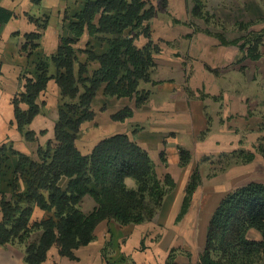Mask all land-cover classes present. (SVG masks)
Listing matches in <instances>:
<instances>
[{
	"label": "rangeland",
	"instance_id": "374dc122",
	"mask_svg": "<svg viewBox=\"0 0 264 264\" xmlns=\"http://www.w3.org/2000/svg\"><path fill=\"white\" fill-rule=\"evenodd\" d=\"M203 2L208 12L207 21L192 15V0H169L166 8L158 9L151 20L154 41L162 47L156 55L157 67L152 71L157 83L142 81L139 86L141 90L150 91L149 98L136 107L135 98H108L100 91L93 102L96 116L82 125L77 139L83 153H89L104 137L120 132L128 133L146 148L157 176L163 179L169 173L175 182L159 215L142 224L119 226L120 236L108 230L110 220H106L96 230L95 240L77 250L78 260L62 257L57 247H53L41 264H106L101 254L102 247L109 243L112 247L115 243L120 244L121 249H133L139 263L143 264H167L169 257L173 264H199L209 219L222 198L250 181L264 183V156L258 150L264 147V44L262 57L255 61L244 58L238 45L229 42L234 39L244 42L249 37V30L245 29L248 23L251 30L264 29V0ZM62 3V6L73 4V0ZM49 19L48 13L40 17L37 30L42 37L32 42L39 47L33 50L31 57L21 48L27 40L22 35L15 61H8L13 69L10 72L7 69L5 74V82L13 85V90L4 94L0 91V147L12 145L34 160H38V147L54 138V125L66 99L58 91L56 80L51 79L38 99L43 113L31 125L37 133L35 141H27L19 132L13 99L23 90L21 77L35 76L37 63L56 51V47L46 43ZM218 35L229 43H223ZM14 36L18 46L20 32ZM89 41L86 34L76 44L77 49H82L78 52L82 61H88L86 49L98 53L104 49L102 43ZM89 63L93 71L97 63ZM51 72L55 73L52 67ZM3 74L0 66V80ZM126 105L134 109V115L125 121L113 120L111 114ZM181 147L191 152L187 165L180 163ZM236 150L252 152L255 158L250 162L241 161V156L234 154ZM161 151L165 152V160L161 159ZM3 159V189L8 198H12L14 190L19 195L26 190L25 178L29 175L17 174L15 178L17 156L11 150ZM197 167L201 184L184 218L178 222L176 217L183 205L187 183ZM126 184L129 188L137 187L133 178H127ZM95 206L96 202L89 195L80 203L85 212ZM47 215L37 208L33 221ZM41 233L35 230L25 242L16 240L0 246V264H26L25 247L38 241ZM250 237L260 238L261 235L252 230ZM111 246L106 250L108 256L113 255ZM121 254L118 264H138L132 255Z\"/></svg>",
	"mask_w": 264,
	"mask_h": 264
},
{
	"label": "trees",
	"instance_id": "16d2710c",
	"mask_svg": "<svg viewBox=\"0 0 264 264\" xmlns=\"http://www.w3.org/2000/svg\"><path fill=\"white\" fill-rule=\"evenodd\" d=\"M32 1L36 5L42 3ZM154 1L155 4L149 0H80V10L64 9L65 32L59 35L56 51L37 63L35 76L21 77L23 90L14 97L13 109L17 128L27 141L36 140L37 133L31 124L42 111L38 99L51 79L56 80L66 99L54 125V138L38 147V160L12 145L0 147V246L16 240L25 242L33 231H42L38 241L25 247L26 264L45 262L53 247H57L62 257L78 260L77 250L95 240L96 228L102 221L115 220L121 225L152 221L162 210L167 194L175 188L171 174L159 178L149 151L128 133L104 137L89 153H83L77 145L82 125L96 116L93 102L100 91L108 98H135L136 107L149 98L150 91L139 86L142 81L157 83L152 71L157 67L156 55L162 51L161 45L154 41L151 20L158 9L169 4V0ZM192 1V15L207 21L203 0ZM14 16L13 11L0 6V24ZM27 16L40 26V18ZM250 26L251 23L245 25L249 37L244 42L240 43V39L229 42L238 45L244 58L256 61L263 55L264 29L251 30ZM86 34L90 41L102 43L104 49L101 53L86 49L88 61H82L78 54L82 49H77L76 44ZM218 36L223 43H229L222 35ZM24 37L27 40L21 48L31 57L39 47L32 42L41 38L42 33L26 32ZM90 61L97 63L93 71ZM133 115L134 109L126 105L111 114V118L125 121ZM8 150L17 156L15 178L17 174L29 175L25 178L26 190L20 195L14 190L12 198L3 189V157ZM258 150L264 156V147ZM234 154L244 162L255 158L254 153L242 150ZM164 155L161 151L162 160ZM190 160V150L181 147L180 163L187 165ZM127 178H133L137 187L129 188ZM201 179L197 167L187 183L176 221L187 213ZM87 195L96 202L90 212L80 208ZM37 208L48 215L33 221ZM252 230L261 237H250ZM109 246L110 243L104 245L102 256L108 264H114L107 258ZM167 264H173L171 257ZM199 264H264L263 182L243 184L218 203L206 228Z\"/></svg>",
	"mask_w": 264,
	"mask_h": 264
},
{
	"label": "crops",
	"instance_id": "0c3cea01",
	"mask_svg": "<svg viewBox=\"0 0 264 264\" xmlns=\"http://www.w3.org/2000/svg\"><path fill=\"white\" fill-rule=\"evenodd\" d=\"M65 1L67 0H42V3L40 5H36L33 3L32 0H0V6L9 9L16 14V16H14L8 22H4L0 24V66L2 68V71L4 72L2 76L3 78L0 80L2 82V84H0V91L3 92V94L5 92L13 90L12 87L13 85L11 86L9 82H5V74L7 73V69H9V72L10 70L13 69V66L8 61H15L14 55L16 54V51L18 52L19 48L21 47L22 35H24V33L26 32L37 30L36 24L29 20L27 14L33 15L36 18H40L43 14L48 13L50 19L46 27V35H48V37L46 38V43L47 46L51 45V47L54 46L57 48L59 43V35L65 32V27L62 23L63 10L66 8H70L71 11L73 9L80 10L82 6L80 0H73V4L70 3L62 6L63 4L62 2ZM17 31L20 32V39L18 40L19 41L18 46H16V40H15L16 37L14 36ZM52 69L55 68L52 66ZM3 82L6 84H3ZM58 91L61 93L60 87L58 88ZM42 113H43V109L40 112V114H38L35 117L33 122L40 115H42ZM105 221H102L98 225L96 230ZM108 224H109L108 230L112 231L113 233L115 232L114 233L115 236H120L121 233H119L118 231H119V226H121V224H119L115 220H110ZM111 250L113 252V255L110 254L109 256L107 255V257L108 260H110L114 264L120 263L121 257L123 256V254L121 253L124 252L127 255H132V257L138 261L137 253H135V251L131 248L127 249V247L126 248L124 247V249H121L120 244L116 245L114 243L113 247L111 246ZM111 255L112 257L114 256L113 259L111 258ZM133 264L135 263L133 262ZM138 264H143V263H139L138 261Z\"/></svg>",
	"mask_w": 264,
	"mask_h": 264
}]
</instances>
